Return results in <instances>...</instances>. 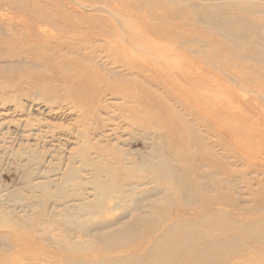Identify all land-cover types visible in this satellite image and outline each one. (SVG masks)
Here are the masks:
<instances>
[{
	"label": "bare ground",
	"instance_id": "obj_1",
	"mask_svg": "<svg viewBox=\"0 0 264 264\" xmlns=\"http://www.w3.org/2000/svg\"><path fill=\"white\" fill-rule=\"evenodd\" d=\"M9 1L0 0V162L14 160L26 183L27 195L34 194V198L19 204L18 209L19 206L6 205L9 200L0 196V264H17L15 257H23L24 264H44L34 252L27 251L18 233L20 229L36 232L42 242L65 252L63 264H218L215 261H220L218 249H213L214 254L206 252L205 246L202 249L198 243L204 241L207 246L225 243L236 230L243 231L245 227H238L239 222L223 209L201 210L195 220H188L186 214L178 215L181 208L176 215L165 210L166 204L162 202L171 200L172 194L182 197L193 194L179 203L182 207H200L207 197L215 201L219 193L213 186L220 183L213 182L216 177L213 172H201L203 166L195 158L198 155L193 145L181 148L177 144L176 138L188 137L193 142L197 134L182 112L167 103L161 114L186 122L188 128L181 130L173 122L161 127L153 121L158 114L147 107L150 99L142 101L126 84H138L143 91L152 93L153 81L156 82L151 73L129 69L132 58L128 48L143 51L132 39L130 28L120 18L109 17L117 22L118 34L104 40L97 37L94 41L82 40L79 47L75 46V52L66 49L74 48V42L46 37L66 49L65 54H77L82 63L71 68L63 63L66 62L63 55L55 54L60 61L55 65L49 63L59 72L53 76L49 72L53 83L46 84L31 75L33 70H43L38 60L30 61L24 55L45 47L32 42L40 35V23L53 22L54 18L48 14H35L27 20L16 17ZM14 1L19 2L16 6L20 11H27L30 6L24 0ZM235 1L250 6L253 3L258 13L264 14V1ZM82 7L100 9L99 5ZM84 19L93 18L78 16L76 20ZM225 25L231 26L230 21ZM54 27L58 28L55 23ZM238 29L232 26L222 32L229 35L234 46L247 43L257 51L264 50V39L250 44L255 39L253 24H248L243 35L236 32ZM250 55L247 53L246 57L249 59ZM121 67L130 71H119ZM45 76L48 75L39 73V77ZM3 77L7 79L1 80ZM26 77L33 78L31 84L17 80ZM100 81L106 91L98 87ZM23 96L33 101L24 105L20 101ZM107 96L121 102L104 103ZM40 104H45L39 108L41 113L35 109ZM113 108L119 111L116 118L109 115ZM141 109L147 114L141 115ZM115 120L120 121L109 123ZM124 123L143 128L147 151L141 157L124 146L126 139L117 132L124 128ZM166 134H173L175 140L167 142ZM167 147L168 152L162 153ZM180 150L184 153L179 154ZM186 172L190 177L183 176ZM197 181L207 192L197 187ZM35 194L48 195L53 205H46L47 197L45 200L41 196L43 200L39 201L40 195ZM43 201L46 203L42 204ZM113 208L129 209L130 215L122 219L106 217ZM147 237V246L126 249L129 242Z\"/></svg>",
	"mask_w": 264,
	"mask_h": 264
},
{
	"label": "rangeland",
	"instance_id": "obj_2",
	"mask_svg": "<svg viewBox=\"0 0 264 264\" xmlns=\"http://www.w3.org/2000/svg\"><path fill=\"white\" fill-rule=\"evenodd\" d=\"M24 1L30 5L27 11L18 9L16 6L18 1L8 2L16 17L20 16L27 20L32 19L35 14H48L50 18H54L53 22L50 20L40 23V35L32 42L45 47L38 49L37 52L27 51L24 55L30 58V61L38 60L43 70H33L31 75L46 84L53 83L50 73L53 76L54 73L59 72L49 63L51 61L55 65L60 61L55 54L63 55L62 60L66 61L63 63L71 68L80 66L82 63L78 60L77 54H65L66 49L75 52L82 40L94 41L95 37L104 40L109 39V35L118 34L117 22L109 17L120 18L124 25L130 28L132 39L139 47L142 46L143 51L128 48L132 58L129 69L135 73L141 70L146 75L151 73L156 82L153 81L152 93L143 91L138 84L135 86L129 82L125 83L132 92L138 93L136 94L142 101L148 102V98L150 99L148 103L150 106L147 107L153 110L154 114H158L153 121L159 123L161 127L173 122L175 127L184 130L188 128L186 122L189 121V126L197 131L196 139L191 142L188 137L186 140L176 138V142L181 148H184L185 144L193 145L198 155L195 158L200 161L198 164L203 166L201 172L205 174L209 171V173L213 172L216 175L213 182L220 183L213 186L219 193V198L215 201L207 197L203 199L204 205L200 207H182L179 203L191 198L193 194L191 196L188 194L190 197L172 194L171 200L167 198L162 202L166 204L165 210L174 211L176 215L177 210L181 208L178 215L186 214L188 220L197 219L201 215V210L203 212L212 209L226 210L233 220L239 222L238 227H245L243 231L236 230L238 232H234L225 243L215 242L207 246L203 241L198 243L199 247L203 249L205 246V251L213 254V249H218L217 256L220 261L215 260L218 264H264V50L257 51L247 43L234 46L229 35L226 36L222 32L225 28L238 26L236 32L243 35L244 29L251 23L256 31L253 32L255 39L250 41V44L263 42L264 14L258 13L253 3L250 6L235 0ZM82 4L99 5L100 9L82 7ZM78 16L93 19L77 21ZM228 21L231 26L225 25ZM236 21L238 22L234 24ZM54 23L58 28H53ZM49 36L60 37L59 39L65 42L72 41L75 43L74 48L63 49L57 46L55 40L46 38ZM120 53L124 55L125 52ZM247 53L251 54V58L246 57ZM101 55L104 56L105 53ZM129 69L118 68L119 71L125 70V72H129ZM39 73H46L48 76L39 77ZM79 74L77 76L81 79ZM33 78L17 80L31 84ZM5 79L7 78H1V80ZM102 83L104 82L100 81L98 87L104 88ZM163 99L168 102L165 103ZM112 100L116 105L121 102L107 96L104 103ZM20 101L27 105L33 100L23 96ZM167 103L182 112L186 119L185 123L181 120L175 121L171 116L168 118L164 113L161 114ZM41 105L45 104L35 106L40 113ZM115 108L109 113L114 118L119 113ZM145 111L141 109L140 114H147ZM119 121H109V123L114 124ZM122 126L124 128L117 132L126 139L127 144L124 146L134 150L139 154L138 157H141L140 154L147 151L142 135L143 128H134L129 123H124ZM165 136L167 142L175 140L173 134ZM167 152L168 147L162 153ZM183 153L182 150L179 151V154ZM204 159L206 162H203ZM178 161L186 165L184 159ZM179 165L182 167L181 163ZM16 167L14 160L0 162V192L6 193L0 196L9 200L6 205L13 204L21 209V203L33 201L34 194L33 197H30L31 194L27 195L26 183ZM186 173L188 175L182 173L183 176L190 177L189 173ZM199 186L201 190L206 191L197 181V187ZM150 187H153V183ZM35 195L41 197L43 194ZM19 197L21 200L18 199ZM42 197L38 200H46L47 197L49 202L46 205H53L48 195L43 199ZM113 210L106 217L122 219L130 215L129 209L126 208H113ZM145 232L150 231L145 230ZM156 232L157 230L153 234ZM18 233L28 248L27 251L34 252L38 260H43L44 264H53V262L63 264L61 260L65 252L59 251L54 245L42 242L39 234L22 229L18 230ZM211 234L214 235V233L208 235ZM148 238H137L129 242L126 249H131L133 246L143 248L149 244ZM50 252H55V255H51ZM201 257L199 256L198 259L200 260ZM15 260L17 264L26 263L23 257H15Z\"/></svg>",
	"mask_w": 264,
	"mask_h": 264
}]
</instances>
